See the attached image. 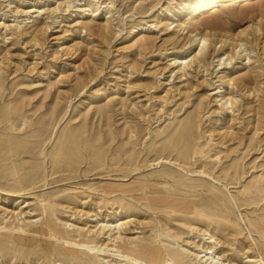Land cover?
<instances>
[{"label": "rangeland", "instance_id": "374dc122", "mask_svg": "<svg viewBox=\"0 0 264 264\" xmlns=\"http://www.w3.org/2000/svg\"><path fill=\"white\" fill-rule=\"evenodd\" d=\"M190 1L0 0V264H264V0Z\"/></svg>", "mask_w": 264, "mask_h": 264}, {"label": "bare ground", "instance_id": "6f19581e", "mask_svg": "<svg viewBox=\"0 0 264 264\" xmlns=\"http://www.w3.org/2000/svg\"><path fill=\"white\" fill-rule=\"evenodd\" d=\"M215 3V2H214ZM211 0H191L190 6L188 10L190 12H195L197 9L207 6L209 4L215 5ZM199 42L204 44L207 42L206 37L199 38ZM121 190L126 189L128 185H116ZM166 202H168L166 200ZM170 207L174 211L183 210L186 207V204L181 203L180 201H174L170 203ZM53 231L60 235L61 237H65V233L60 229V226L54 220L52 223ZM114 230V229H112ZM20 232H24L23 229L19 230ZM47 235V233H45ZM210 239H213V236L210 235ZM75 245H78L75 243ZM82 248H88L89 250H95L94 247H91L90 244L82 243ZM117 249V257L126 260L125 264H196L190 257L187 255L185 249L179 246H170L167 244H151L148 242L143 243V245L137 246L132 242H125L120 246H116ZM210 248L204 249L201 251V259L207 258L209 254H213V252H209ZM205 253V255H203ZM212 256L208 257L205 261V264H213L216 262Z\"/></svg>", "mask_w": 264, "mask_h": 264}]
</instances>
